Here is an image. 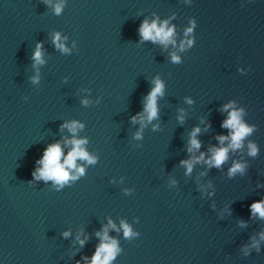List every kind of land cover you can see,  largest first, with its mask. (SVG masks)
Here are the masks:
<instances>
[{"label": "water", "instance_id": "95a60500", "mask_svg": "<svg viewBox=\"0 0 264 264\" xmlns=\"http://www.w3.org/2000/svg\"><path fill=\"white\" fill-rule=\"evenodd\" d=\"M145 21L173 42L144 40ZM232 110L252 132L209 166ZM73 139L94 163L77 158L63 185L33 177ZM262 199L264 0H0V264H91L105 230L110 264H264Z\"/></svg>", "mask_w": 264, "mask_h": 264}, {"label": "clouds", "instance_id": "9594fccd", "mask_svg": "<svg viewBox=\"0 0 264 264\" xmlns=\"http://www.w3.org/2000/svg\"><path fill=\"white\" fill-rule=\"evenodd\" d=\"M55 11L57 14L61 11V5L57 4L55 6ZM191 31V29H189ZM139 33L141 37L144 40H152V41H159L160 43L167 44L172 41L173 36V29L172 28H165L164 25H161L160 27H157V24L155 22H152L149 24L147 21H145L139 29ZM55 41L59 40V35L57 34L54 38ZM191 44V41L188 42ZM58 48H61L63 51H67V49L63 48L62 44L57 43L56 45ZM183 47V44L181 45ZM40 45H37V49L34 52V59L37 62L40 61V51H39ZM173 61H177L178 58L173 55L172 57ZM163 85L157 80L155 82V87L151 90V92L147 96V103L145 105V112L147 113V119L151 121L153 118L157 116V106H156V98L158 94L162 93ZM231 108V104H227L224 106V110H227ZM241 111L238 110H232L229 112V117L223 121L221 127L228 128L231 130L230 137L226 136H218L217 140L220 142L221 145L224 144L225 140H229L228 147H219V148H212L210 149L211 156L204 160L203 153L200 157H196L193 160H185L181 161L182 164H184L187 168L188 172H191L193 163L199 162L200 160H204V162L209 166H214L216 168H219L227 159V153L229 151V148L235 150L239 149L241 147L242 140L249 135L252 132V128L246 126L242 123L241 119ZM135 119V117H133ZM69 128V131L75 132L77 127H80V125H77L75 122H73L71 125H65ZM199 133V128H196L191 133V138L189 141L190 147L188 148V151L191 152L193 149H199L200 143L195 138L196 135ZM67 143H71L73 145L72 150L69 151L66 158L64 159L63 163H60L62 150L60 145L52 144L49 145L44 152L43 157L37 161V163L41 164L42 167L39 169H36V172H34L32 175L34 178L43 179L45 181L52 180L56 184L63 185L66 183L70 178L75 179V177H70L69 172L66 169H73L76 168L75 161L77 158L87 160L89 163H94V158L89 157L87 152L83 150L81 147L82 144L85 143L83 140H71L67 141ZM256 147L253 144H249V154L252 156L256 155ZM244 165L239 163H234L233 167L229 169V176L234 175L237 172H243ZM77 171L80 174H83V169H77ZM37 173L39 174L37 176ZM250 210L253 214L258 215L260 218H264V199H262L259 202H254L250 205ZM110 226L114 227V225ZM121 226L124 230L125 237H130L133 235L131 230L129 229L128 225L124 224L123 221L121 222ZM65 236L68 235V233H64ZM99 236L100 233H97ZM261 239H264V233L261 234ZM107 241V242H105ZM81 245L84 244V241H79ZM255 241H253V245L255 246ZM119 251V249L116 246L115 240H109L106 234L101 238V244L97 247V250L92 258L91 264H110V261L114 259L115 254Z\"/></svg>", "mask_w": 264, "mask_h": 264}]
</instances>
